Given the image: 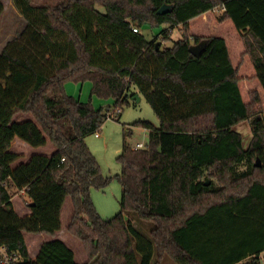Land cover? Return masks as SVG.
<instances>
[{"label": "trees", "instance_id": "1", "mask_svg": "<svg viewBox=\"0 0 264 264\" xmlns=\"http://www.w3.org/2000/svg\"><path fill=\"white\" fill-rule=\"evenodd\" d=\"M13 2L27 29L0 53V264H77L56 238L68 198L67 231L84 245L85 264H162L165 257L262 264L264 0ZM164 5L172 12L159 15ZM144 26L166 27L159 48L134 32ZM176 29L179 39L164 48ZM202 41L208 44L197 58L190 47ZM70 81L92 82L93 94L116 106L139 94L159 121L137 122L149 131L148 145L126 147L118 158L123 195L112 219L98 214L91 196L112 178L86 143L111 110L68 96ZM19 114L33 120L16 123ZM243 122L253 132L248 146L234 130ZM16 138L56 151L18 163ZM14 188L34 204L30 215L15 211ZM133 214L154 225L149 237L134 227ZM25 234L54 240L33 260Z\"/></svg>", "mask_w": 264, "mask_h": 264}, {"label": "rangeland", "instance_id": "2", "mask_svg": "<svg viewBox=\"0 0 264 264\" xmlns=\"http://www.w3.org/2000/svg\"><path fill=\"white\" fill-rule=\"evenodd\" d=\"M4 5V12L0 16V53L14 39L19 38L27 29V22L20 11L15 6L13 0H1ZM65 0H33L35 6L57 5ZM218 15L221 11L216 12ZM165 26L150 27L144 26L141 30L144 37L149 42L157 40L160 42L164 35ZM171 35V40L166 42L164 48H172L174 43L179 39L180 33L176 29ZM68 96L84 103L91 104L96 110L107 112L110 114L114 110H121V114H114L112 118H108L103 127L99 131L100 138L95 134L87 137L86 143L98 160L103 175L112 178L110 183L101 189L92 188L91 196L98 214L105 220L112 219L121 211V200L123 195V187L116 177L122 172V165L118 158L126 147H136L143 144L145 147L149 143V131L144 127L137 125V122L147 121L154 126H159L158 118L151 104L141 95L140 101L130 99V105L116 106L113 98L99 97L93 94V84L90 81L77 83L70 81L65 86ZM27 120H33L31 115L19 114L15 117L14 122L22 123ZM234 130L241 133L244 138L245 146H248L252 140L253 132L248 122H243ZM21 156L18 163L27 162L32 156L43 155L51 157L56 147L48 143L44 147L34 148L27 144H15L14 150ZM241 170H244L243 168ZM12 202L17 214L21 217L30 215L29 199L24 192L17 189L11 191ZM73 215V206L71 199L68 198L62 210V231L57 235V239L64 241L67 246L75 253L77 264H85L88 261V254L84 245L74 236L68 233L67 228ZM135 215V214H133ZM131 216L134 227L142 234L150 236V232L154 225L139 220L136 215ZM28 250L32 257L36 256L39 248L44 242L54 240L47 235L25 234ZM155 262V259H154ZM162 264H175L169 257H165Z\"/></svg>", "mask_w": 264, "mask_h": 264}, {"label": "water", "instance_id": "3", "mask_svg": "<svg viewBox=\"0 0 264 264\" xmlns=\"http://www.w3.org/2000/svg\"><path fill=\"white\" fill-rule=\"evenodd\" d=\"M171 12H172V6H171V5H164V6L160 9V11H159V15H164V14H168V13H171ZM207 44H208V41H202V42H200V43L197 44V45H192V46L190 47V53H191L193 56H195V57L198 58V57L202 54V52L206 49ZM160 45H161V43L159 42V43L157 44L158 48H159ZM136 99H137L138 101L141 100L140 97H139V95H137V96L134 98V100H136ZM256 166H257V167H260V166H261V163H260V160H259V159H257ZM33 206H34V204H31V205H30V207H33Z\"/></svg>", "mask_w": 264, "mask_h": 264}, {"label": "built area", "instance_id": "4", "mask_svg": "<svg viewBox=\"0 0 264 264\" xmlns=\"http://www.w3.org/2000/svg\"><path fill=\"white\" fill-rule=\"evenodd\" d=\"M217 11H219V9L214 10V12H217ZM221 11H224V9L222 8ZM134 32H135V33H140V32H141V29H139V28H135V29H134ZM116 113L120 114V113H121V110L118 109V110H116V111H113L112 114H109L108 118H112V116H113L114 114H116ZM95 135H96L97 138H100V134H99V132H97ZM134 148H135V149H143V148H145V146H144L143 144H138V145H137L136 147H134ZM6 258H7V257H6ZM7 261H8V259H6V263H7Z\"/></svg>", "mask_w": 264, "mask_h": 264}, {"label": "crops", "instance_id": "5", "mask_svg": "<svg viewBox=\"0 0 264 264\" xmlns=\"http://www.w3.org/2000/svg\"><path fill=\"white\" fill-rule=\"evenodd\" d=\"M15 144H21V145L24 146V144H26V143L22 142V141H21L20 139H18V138H16V139L14 140V142H13V144H12L11 151L14 152V153L19 154L18 152L13 151V150H14V146H15ZM62 229H63V227H62ZM61 231H62V230H61ZM61 231H60V232H61ZM60 232H59V233H60ZM59 233H58V234H59ZM58 234H57V235H58ZM56 238H57V237H56ZM44 243H45V242H44ZM42 245H43V244H42ZM42 245H41V246H42ZM40 249H41V247L39 248V250H38L36 256H34V257L31 256V257L33 258V260H35V259L37 258ZM75 259H76V256H75ZM260 259H261V263L264 264V252L261 254Z\"/></svg>", "mask_w": 264, "mask_h": 264}]
</instances>
